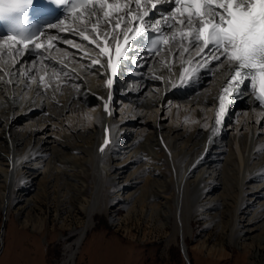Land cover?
I'll use <instances>...</instances> for the list:
<instances>
[{"label": "bare ground", "instance_id": "1", "mask_svg": "<svg viewBox=\"0 0 264 264\" xmlns=\"http://www.w3.org/2000/svg\"><path fill=\"white\" fill-rule=\"evenodd\" d=\"M57 46L71 53L66 70L76 68L62 94L42 89L37 94L36 85L25 89L17 83L22 77L15 87L0 81V210L5 218L14 207L21 227L40 232L46 216L35 213L38 202L66 203L71 211L76 200L86 217L76 244L94 213L114 205L110 221L117 224L133 214L168 226L186 257L196 219L203 221L200 231L213 226L227 244L244 251L256 244L264 251V109L254 96H239L212 137L216 97L228 72L207 70L176 90L165 81L179 83L177 59L171 73L160 67L164 81L151 79L153 72L125 68L111 89L109 115L105 70L89 71L90 60H81V51ZM31 60L27 56L24 63ZM116 100L126 105L117 116L112 113ZM106 129L113 143L101 152ZM225 244L207 246L204 239L195 248L222 252ZM260 256L264 264V252Z\"/></svg>", "mask_w": 264, "mask_h": 264}, {"label": "snow or ice", "instance_id": "2", "mask_svg": "<svg viewBox=\"0 0 264 264\" xmlns=\"http://www.w3.org/2000/svg\"><path fill=\"white\" fill-rule=\"evenodd\" d=\"M0 20L7 24L0 33V81L6 85L15 87L14 78L22 77L17 83L25 89L36 85L37 94L41 89L62 94L74 70H66L71 53L57 44L70 45L83 53L81 60H90L87 70H105L110 91L104 111L111 115L114 82L128 64L145 66L137 50L146 47L154 56L171 57V62L160 61L169 73L179 59V83L165 81L176 90L199 80L201 68L213 75L219 69L228 72L216 97L212 137L239 96H254L257 107L264 109V0H0ZM27 56L32 57L30 64L24 63ZM151 79L165 77L153 74ZM105 132L101 152L113 143Z\"/></svg>", "mask_w": 264, "mask_h": 264}, {"label": "rangeland", "instance_id": "3", "mask_svg": "<svg viewBox=\"0 0 264 264\" xmlns=\"http://www.w3.org/2000/svg\"><path fill=\"white\" fill-rule=\"evenodd\" d=\"M170 58L162 54L146 66V71L158 75L162 66L161 59L171 62ZM19 78H14V81ZM118 102L116 100L112 109L116 116L119 114L117 110L124 111L126 107ZM128 111L129 108L124 114L125 118L130 113ZM72 202L75 205L71 211L66 203L57 205L56 202H38L35 213L46 216L45 227L40 232L30 227H21L14 207L10 209L9 218H5L0 210V264H187L180 249V238L170 234L168 226L159 227L154 221L133 214L117 224L113 223L110 215L115 209L114 205L106 211L94 213L92 224L76 244L86 217L76 200ZM202 226L201 219L194 220L193 233L187 236V258L190 264L260 263V255L264 251L256 244L244 251L227 244L213 226L204 232L200 231ZM204 239L207 246L218 247L220 243H226L225 250H197L196 243ZM71 252H75L72 261L67 262Z\"/></svg>", "mask_w": 264, "mask_h": 264}, {"label": "water", "instance_id": "4", "mask_svg": "<svg viewBox=\"0 0 264 264\" xmlns=\"http://www.w3.org/2000/svg\"><path fill=\"white\" fill-rule=\"evenodd\" d=\"M180 249H181L182 254L184 255V253H183V249H182L181 245H180ZM184 257H185V261H186V263H187V264H190V263H189V259H188L185 255H184Z\"/></svg>", "mask_w": 264, "mask_h": 264}, {"label": "clouds", "instance_id": "5", "mask_svg": "<svg viewBox=\"0 0 264 264\" xmlns=\"http://www.w3.org/2000/svg\"><path fill=\"white\" fill-rule=\"evenodd\" d=\"M2 22H5V21H2Z\"/></svg>", "mask_w": 264, "mask_h": 264}]
</instances>
